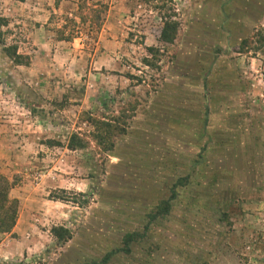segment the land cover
Returning <instances> with one entry per match:
<instances>
[{"label": "rangeland", "instance_id": "1", "mask_svg": "<svg viewBox=\"0 0 264 264\" xmlns=\"http://www.w3.org/2000/svg\"><path fill=\"white\" fill-rule=\"evenodd\" d=\"M85 2L0 0V264H264V0Z\"/></svg>", "mask_w": 264, "mask_h": 264}, {"label": "trees", "instance_id": "2", "mask_svg": "<svg viewBox=\"0 0 264 264\" xmlns=\"http://www.w3.org/2000/svg\"><path fill=\"white\" fill-rule=\"evenodd\" d=\"M17 2H25V0H14ZM79 8L81 12L79 13L81 23H87L88 19H90L91 28L92 30L98 29L100 27V21L102 18V15L106 11L105 5H102L101 3H95V4H88L85 2V0H82V3L79 5ZM84 12H87L85 14ZM9 25L8 20L5 18H0V34L2 33L1 30L3 27H7ZM179 28V23L176 21H170L167 20L163 22V28L161 31V41L167 44H170L174 41L177 30ZM65 35L61 37L62 40H65ZM68 38V37H66ZM13 49L6 48L5 52L8 55V57L14 59L18 64L20 63L21 55H18L16 51V47H12ZM72 142L70 144L71 149H74L78 146L77 142L75 141L77 139V136H73ZM49 144H52L51 142ZM14 188V183L10 182L7 178L0 175V234L4 233H10L14 227L16 226L17 216H18V201L14 199L11 195V191ZM62 194H66L65 191H60ZM84 196V195H82ZM89 196H92V193L89 194ZM56 200H60L62 202H74L77 203V201H74L73 199H69L65 195H61L58 197H54ZM86 202V201H85ZM62 229L54 228L53 234L56 236V238H59V240H62L64 238V235L60 233ZM133 237L130 236L127 239V242L131 240ZM64 240V239H63Z\"/></svg>", "mask_w": 264, "mask_h": 264}, {"label": "crops", "instance_id": "3", "mask_svg": "<svg viewBox=\"0 0 264 264\" xmlns=\"http://www.w3.org/2000/svg\"><path fill=\"white\" fill-rule=\"evenodd\" d=\"M40 30H42V31H43V26H41Z\"/></svg>", "mask_w": 264, "mask_h": 264}]
</instances>
